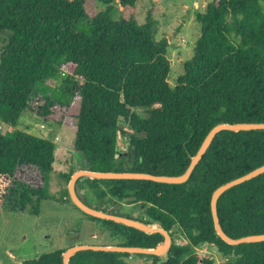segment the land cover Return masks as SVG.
<instances>
[{"label": "trees", "instance_id": "obj_1", "mask_svg": "<svg viewBox=\"0 0 264 264\" xmlns=\"http://www.w3.org/2000/svg\"><path fill=\"white\" fill-rule=\"evenodd\" d=\"M99 2L106 7L95 9ZM114 2L0 0V34L6 37L0 45V123L10 128L0 132V215L9 204L20 211L31 204L32 214H39L44 199L73 204L68 187L60 198L46 193L57 146L17 128L25 112L58 124L76 121L74 148L85 165L62 173L67 183L80 168L180 175L216 124L264 122V0L208 1L196 15L201 35L194 54L175 85L169 81L170 43L157 37V21L151 14L144 23L134 15L117 18ZM120 2L134 7L137 0ZM120 133L128 138L122 153ZM263 164L264 130H223L184 183L79 178L76 190L85 203L161 225L174 242L164 257L84 250L69 264H130L133 257L143 264H215L196 253L202 245L231 264H264V241L226 243L211 209L216 188ZM30 168L44 184L19 191L17 174ZM124 204L140 205L143 215L123 211ZM218 213L231 237L264 233V173L223 193ZM84 214L118 239L115 245L154 248L164 240L160 233ZM65 250L24 264H63Z\"/></svg>", "mask_w": 264, "mask_h": 264}, {"label": "rangeland", "instance_id": "obj_2", "mask_svg": "<svg viewBox=\"0 0 264 264\" xmlns=\"http://www.w3.org/2000/svg\"><path fill=\"white\" fill-rule=\"evenodd\" d=\"M208 1L210 0H137L134 7H123L120 0H115L114 3L117 6V18L134 15L140 23H144L151 14L157 21V37L166 36L170 43L169 81L171 85H175L184 72L185 62L194 54L195 43L201 35V26L196 15L204 11ZM105 7V4L99 2L95 9L101 10ZM5 41L6 37L0 34V45ZM17 128L38 136L43 135L55 142V170L47 176L45 185L47 194L60 198L63 189L68 187L62 172H70L72 168L85 165L83 156L74 148L76 121L68 117L62 124H58L25 112ZM5 130L8 132L10 128L1 122L0 132ZM118 149L121 153L128 149V138L121 133L118 137ZM43 184L42 174L35 168L24 169L17 174L16 185L19 191L24 186L37 188ZM35 199L36 197L34 201ZM12 205H7L0 215V264H24L43 253L78 244L115 245L119 242L103 230L100 222L87 218L72 203L44 199L39 205V214L31 213V204L25 211L11 210ZM140 208L138 204H124L123 211L140 217L143 215ZM200 247L215 255V264H231L211 246ZM129 263L144 262L141 258L133 257L129 259Z\"/></svg>", "mask_w": 264, "mask_h": 264}, {"label": "water", "instance_id": "obj_3", "mask_svg": "<svg viewBox=\"0 0 264 264\" xmlns=\"http://www.w3.org/2000/svg\"><path fill=\"white\" fill-rule=\"evenodd\" d=\"M223 130L230 131H250V130H264V122H239V123H226L221 122L216 124L207 134L203 140L197 153L192 157L190 165L186 171L180 175H155L147 172L135 171H95L91 169L80 168L73 172L68 183V192L71 201L82 212L105 220H111L116 223H121L127 226L137 228L146 233H160L164 236V240L154 248H144L125 245H97V244H78L71 246L63 253V264H69L70 259L79 251L95 250V251H112L124 252L130 254H150L157 256H165L169 252L173 244V236L170 231L164 229L161 225L150 224L145 221L127 217L120 214L110 213L85 203L77 193L76 183L81 177H90L97 179H146L161 183L180 184L186 182L196 165L202 160L208 148L212 144L214 138L218 133ZM264 173V164L251 170L250 172L232 179L215 189L211 199V209L215 225L216 233L228 244L238 245L242 243H252L264 241V233L242 236L238 238L228 235L222 227L218 213V199L227 190L251 180Z\"/></svg>", "mask_w": 264, "mask_h": 264}, {"label": "built area", "instance_id": "obj_4", "mask_svg": "<svg viewBox=\"0 0 264 264\" xmlns=\"http://www.w3.org/2000/svg\"><path fill=\"white\" fill-rule=\"evenodd\" d=\"M180 243H181V240H176L175 241L176 245H180ZM204 246H206V245H204ZM195 251L201 258L216 259L214 254H212L207 249H203V247L198 246V247L195 248Z\"/></svg>", "mask_w": 264, "mask_h": 264}, {"label": "crops", "instance_id": "obj_5", "mask_svg": "<svg viewBox=\"0 0 264 264\" xmlns=\"http://www.w3.org/2000/svg\"><path fill=\"white\" fill-rule=\"evenodd\" d=\"M41 136H43V135H41ZM45 137V136H44ZM54 170H55V164H54ZM62 173H64V172H62Z\"/></svg>", "mask_w": 264, "mask_h": 264}]
</instances>
